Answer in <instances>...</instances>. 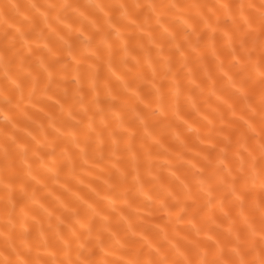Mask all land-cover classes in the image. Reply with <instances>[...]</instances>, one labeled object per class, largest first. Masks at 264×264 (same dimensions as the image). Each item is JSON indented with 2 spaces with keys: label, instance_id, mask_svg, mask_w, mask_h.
I'll list each match as a JSON object with an SVG mask.
<instances>
[{
  "label": "bare ground",
  "instance_id": "bare-ground-1",
  "mask_svg": "<svg viewBox=\"0 0 264 264\" xmlns=\"http://www.w3.org/2000/svg\"><path fill=\"white\" fill-rule=\"evenodd\" d=\"M0 264H264V0H0Z\"/></svg>",
  "mask_w": 264,
  "mask_h": 264
}]
</instances>
